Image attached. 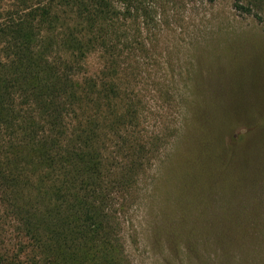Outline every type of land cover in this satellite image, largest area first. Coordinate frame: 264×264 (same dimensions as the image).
<instances>
[{
	"label": "trees",
	"instance_id": "1",
	"mask_svg": "<svg viewBox=\"0 0 264 264\" xmlns=\"http://www.w3.org/2000/svg\"><path fill=\"white\" fill-rule=\"evenodd\" d=\"M166 18L147 0H0V264H133L122 212L163 139L142 134L137 88L162 65ZM257 207L231 231L202 215L213 264H264Z\"/></svg>",
	"mask_w": 264,
	"mask_h": 264
},
{
	"label": "rangeland",
	"instance_id": "2",
	"mask_svg": "<svg viewBox=\"0 0 264 264\" xmlns=\"http://www.w3.org/2000/svg\"><path fill=\"white\" fill-rule=\"evenodd\" d=\"M147 1L169 26L156 53L162 65L152 62L138 84L141 131L163 139L122 212L126 249L133 264H213L218 241L204 213L225 216L219 229L231 231L230 220L260 205L264 227V154L255 151L264 122L249 130L263 119L264 0ZM87 62L92 72L100 66ZM229 162L236 172L227 174Z\"/></svg>",
	"mask_w": 264,
	"mask_h": 264
}]
</instances>
